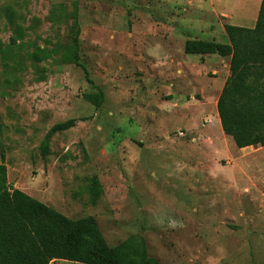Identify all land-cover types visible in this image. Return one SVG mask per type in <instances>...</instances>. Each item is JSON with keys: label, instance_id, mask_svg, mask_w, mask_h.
<instances>
[{"label": "rangeland", "instance_id": "1", "mask_svg": "<svg viewBox=\"0 0 264 264\" xmlns=\"http://www.w3.org/2000/svg\"><path fill=\"white\" fill-rule=\"evenodd\" d=\"M220 1L0 0V163L13 187L88 218L107 259L140 234L161 264H264V147L238 148L216 119L230 57L184 51L229 42L220 25L236 22L238 0ZM76 17L98 109L83 69L62 60ZM71 118L44 156L47 131Z\"/></svg>", "mask_w": 264, "mask_h": 264}, {"label": "trees", "instance_id": "2", "mask_svg": "<svg viewBox=\"0 0 264 264\" xmlns=\"http://www.w3.org/2000/svg\"><path fill=\"white\" fill-rule=\"evenodd\" d=\"M224 29L228 43L187 39L184 51L187 54L215 53L230 57V74L217 100L222 130L233 138L238 148L264 147V0L261 1L254 27L226 23ZM16 31L19 34L11 37L8 48L14 47L22 37V29L17 28ZM80 33L76 17L71 33L72 42L67 46L62 60L83 69L93 89L85 97L98 109L105 101V93L80 61ZM50 55L51 51L46 47L37 48L30 54L32 60L38 63ZM11 60L14 62L15 56ZM3 66L8 69L6 73L14 68L9 58ZM10 81L11 78L6 77L3 83L11 85ZM75 123L76 119L71 118L52 125L41 142L42 154H48L51 139L56 133L73 127ZM89 221L88 218H71L52 205L13 187L8 181L6 164L0 163V264H50L58 260L85 264H161L158 259L148 255L140 234L109 248L107 259L86 238L91 229ZM91 233L96 239L100 238L96 228Z\"/></svg>", "mask_w": 264, "mask_h": 264}, {"label": "crops", "instance_id": "3", "mask_svg": "<svg viewBox=\"0 0 264 264\" xmlns=\"http://www.w3.org/2000/svg\"><path fill=\"white\" fill-rule=\"evenodd\" d=\"M225 1H229V0H221L220 3L225 2ZM261 1L262 0H238L236 3H234V5H233L234 8H232V9H236V11L238 13H237L236 18H235L236 22L235 23L233 22L234 23L233 25L242 26V27H249V28L254 27L256 24L257 17H258V12L260 9ZM226 7H227L228 11L221 12L222 15L228 14L229 10H231L229 4H227ZM221 8H223V7H221ZM220 28L225 31L224 24H221ZM229 74H230V71H229ZM224 83L225 82H220V84H219L220 88L219 89L222 90ZM215 113H216V119H217L218 123L220 124V122L218 120V112L216 111V109H215ZM58 261L51 262L50 264H55ZM65 261H68V260H65Z\"/></svg>", "mask_w": 264, "mask_h": 264}]
</instances>
